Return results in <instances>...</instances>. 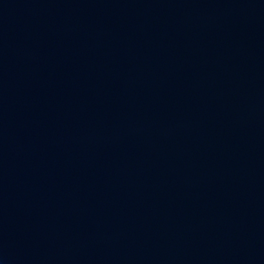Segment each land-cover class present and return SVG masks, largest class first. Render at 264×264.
Listing matches in <instances>:
<instances>
[{
  "label": "water",
  "instance_id": "95a60500",
  "mask_svg": "<svg viewBox=\"0 0 264 264\" xmlns=\"http://www.w3.org/2000/svg\"><path fill=\"white\" fill-rule=\"evenodd\" d=\"M0 264H264V0H0Z\"/></svg>",
  "mask_w": 264,
  "mask_h": 264
}]
</instances>
